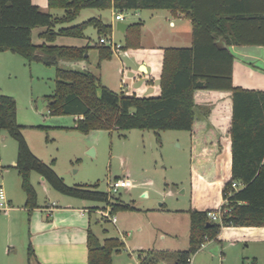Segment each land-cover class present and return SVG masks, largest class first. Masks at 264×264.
<instances>
[{
    "label": "trees",
    "instance_id": "16d2710c",
    "mask_svg": "<svg viewBox=\"0 0 264 264\" xmlns=\"http://www.w3.org/2000/svg\"><path fill=\"white\" fill-rule=\"evenodd\" d=\"M47 11L31 0H0V53L10 52L28 63H40L55 70V89L45 99L51 116L76 117L74 128L82 134L92 131H191L194 122L193 95L197 90L230 91L231 177L224 185L222 223L207 216L208 211L189 210L188 248L177 252L147 251L139 254L140 264H187L206 240H215L222 227H264V91L235 88L231 82L233 55L230 46H264V0H48ZM84 9L111 10L117 13L138 10H167L183 14L192 25L190 48L166 49L160 76V94L137 97L115 93L101 84L88 67L91 47L100 51L99 62L112 57L109 39L112 26L91 18L75 26ZM61 10L60 16L50 11ZM140 24L129 27L130 39H138ZM40 44L32 41V31ZM87 28L98 35L95 46L55 45L57 37L83 38ZM62 65H67V67ZM199 82L203 85L200 87ZM16 121V101L0 93V130L17 142L15 170L28 208L37 207V195L30 181L35 172L62 195L92 202L107 203L112 211L133 210L128 204L95 185L68 186L51 165L38 160L30 151ZM44 129L43 127H38ZM232 182L243 187L234 189ZM87 264H112V255L122 249L116 239L101 243L90 231L87 236ZM31 251H28L30 264Z\"/></svg>",
    "mask_w": 264,
    "mask_h": 264
},
{
    "label": "crops",
    "instance_id": "0c3cea01",
    "mask_svg": "<svg viewBox=\"0 0 264 264\" xmlns=\"http://www.w3.org/2000/svg\"><path fill=\"white\" fill-rule=\"evenodd\" d=\"M47 1L31 0V3L41 10L47 11ZM53 11L50 12L54 16H60ZM82 11L78 17L82 15ZM132 12L131 20H126L122 14L120 22L128 26L124 34L116 30L115 16L118 13L113 9H91L87 13V19H82L76 25L91 18H100L104 23L112 26L111 36L115 31L122 35L125 48L127 30L134 24H140L138 39L131 38V45L128 48L122 49V46L115 44L111 38L109 39L118 46V49H111L112 57L103 61L99 66L100 50L91 47L87 53L88 60L92 51H96L97 59L93 70L90 68L92 64L88 63V67L99 76L104 87L115 93L145 98L156 97L160 94L159 81L164 51L166 49L190 48L192 25L183 14H173L167 10ZM93 31L97 34L95 29ZM97 43L98 41L91 46H95ZM102 46L107 45L103 44ZM228 49L233 55L232 86L246 90L264 91V46H230ZM2 53L5 52H1L0 55H3ZM193 101L194 122L191 131H179L177 132L179 134L175 136L176 141L182 140L180 135L185 137L189 167V207L175 209L173 212L183 213L188 221L185 224L183 218L180 230L173 231L168 235L170 241L164 243L166 234L158 227L159 223L154 221L152 223L150 221L155 232L152 239L146 234L142 236L140 233L142 227L136 228L138 234L133 238L128 234V227L125 223L119 222L120 219L115 215L121 211L113 212V207L107 203L98 206L92 201L52 194L46 190L44 185L41 186L43 191L51 194H49L48 202L41 205L38 202L37 191L32 180L41 181V184L46 182L39 175L32 176V173L30 181L37 195V207L28 208L25 194L21 189L20 178L14 168L16 157L12 155L13 149L10 148L11 153L0 152V188L5 193L9 207L7 211L0 212V264H28L29 250L31 251L30 264H87L89 231L101 243L107 239L119 241L122 249L129 252V257L121 264H140L139 254L147 251L177 252L186 250L189 242V210L200 212L218 210L224 204L223 187L231 177V93L230 91L197 90L194 92ZM40 102L46 103L42 100ZM74 118L76 120V117ZM99 132L101 131H92L89 134ZM181 146L179 143L178 147ZM89 147L86 145L84 150H89ZM89 151L93 152V149ZM51 162L54 160L50 161L48 165H51ZM56 174L63 179L58 172ZM123 178L129 179L128 176H125L113 180ZM110 181L112 180H109L107 185ZM86 185L75 184L72 186ZM181 192L186 194L185 190ZM125 204L133 208V210L126 211L140 212L143 210L135 207L132 202ZM158 206L152 209V215L158 216L157 213L163 212L161 210L163 204L159 203ZM105 211H109L110 216L115 218L114 223L102 219L100 212ZM164 211L170 212L169 210ZM102 223L112 225V232L108 228L100 227ZM93 224H98L99 228ZM178 238V241L174 240ZM222 240H241L246 248L243 250L242 256L251 260L249 264H264V227H222L213 243L222 242ZM122 249L115 254L119 256ZM219 250L220 247L215 246L210 252L216 255ZM191 261L192 264H195L192 259ZM161 263L169 264L165 261H160L158 264Z\"/></svg>",
    "mask_w": 264,
    "mask_h": 264
},
{
    "label": "rangeland",
    "instance_id": "374dc122",
    "mask_svg": "<svg viewBox=\"0 0 264 264\" xmlns=\"http://www.w3.org/2000/svg\"><path fill=\"white\" fill-rule=\"evenodd\" d=\"M89 10L91 9H84L82 15L70 24L76 25L82 19H87ZM53 13L61 15L62 11L54 10ZM132 13L127 11L122 14L126 20H131ZM43 30L45 29L36 28L32 32L34 44L41 43L37 34ZM110 38L115 44L125 49L120 33L115 31ZM97 41L98 35L92 28H87L84 38L59 36L54 44L82 47ZM2 54L0 55V92L15 99L16 120L22 127L21 134L32 154L46 164L54 160L55 164L52 168L68 186L97 184V191L107 192L109 180L128 176L133 186L129 189H120L117 194L111 196L125 203L132 202L135 207L143 210L118 212L115 215L120 219L119 222L125 223L128 234L133 238L138 234L136 228L142 227L140 232L142 236L146 234L151 239L155 235L151 223L157 222L158 227L166 234L164 243L170 241L168 235L180 230L183 218L185 224L188 221L183 213L173 212L175 209L189 207V167L185 137H182L184 135H180L182 140L176 141L175 136L179 134L177 133L179 131L111 130L82 134L74 128V116H51L45 106L41 111L38 110L39 101H45L54 92V68L40 63H28L10 52ZM89 58L88 63L92 64L90 68L93 70L97 59L96 51H92ZM103 61L106 60H102L100 65ZM64 66L67 67V65L61 67L64 68ZM179 143L181 147H178ZM86 145H89V150L93 149V152L84 150ZM10 148L13 149L12 155L16 157L17 142L5 130H0V152L11 153ZM32 176H38V174L33 172ZM32 183L41 205L48 202L49 194H60L47 183L41 184V181L35 182V180H32ZM42 185L51 193H45ZM182 190H185L186 194H182ZM95 203L98 206L103 205L101 202ZM159 203L163 204L161 208L163 212L157 213L158 216L152 215V209L159 207ZM95 225L99 228L98 224H93ZM102 226L112 232L113 227L109 223H102L100 227ZM174 240L178 241L179 238ZM213 241L215 240L204 241V248L191 256L195 264H249L251 262L249 258L242 256L246 248L241 240H222L218 243ZM215 246L220 247L216 255L210 252ZM128 257L129 252L122 249L119 256L115 253L112 255V264H121Z\"/></svg>",
    "mask_w": 264,
    "mask_h": 264
},
{
    "label": "built area",
    "instance_id": "2783aa9c",
    "mask_svg": "<svg viewBox=\"0 0 264 264\" xmlns=\"http://www.w3.org/2000/svg\"><path fill=\"white\" fill-rule=\"evenodd\" d=\"M115 20L121 21L122 20V14L118 13L115 16ZM99 42L101 44L109 46L113 50L118 49V46L113 44V42L110 41L109 39L101 38V39H99ZM132 186H133V184L128 178L112 180L107 185V193L109 195H114V194H117L119 192V189H129ZM231 186H232V188L237 189V190L241 189L243 187L241 184H239L237 182H232ZM224 203H225V200H224ZM8 208L9 207L7 204L5 193H4L3 189L0 188V212H5L8 210ZM228 211H229L228 209H223L221 206L218 210H209L207 212V216L210 220H212L214 222H218L221 224L223 218L226 216ZM100 215H101L103 220H110L112 223L115 222V218L110 216L109 211L100 212ZM204 246H205L204 242L201 243L199 250L201 248H204ZM161 264H164V263H161ZM187 264H192L191 257L187 260Z\"/></svg>",
    "mask_w": 264,
    "mask_h": 264
},
{
    "label": "water",
    "instance_id": "95a60500",
    "mask_svg": "<svg viewBox=\"0 0 264 264\" xmlns=\"http://www.w3.org/2000/svg\"><path fill=\"white\" fill-rule=\"evenodd\" d=\"M115 26H116V30L119 31V32H121L122 34L125 33V30H126V28L128 27L127 24H125V23H123V22H120V21H117L116 24H115ZM198 85H199L200 87H202L203 83H202V82H199ZM46 105H47V103H44V104H43V103H41V102L39 101V104H38V110L41 111L42 107H43V106H46Z\"/></svg>",
    "mask_w": 264,
    "mask_h": 264
}]
</instances>
